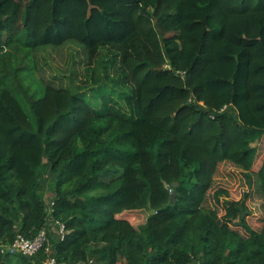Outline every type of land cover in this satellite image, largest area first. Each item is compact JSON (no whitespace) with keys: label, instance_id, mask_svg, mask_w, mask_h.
I'll list each match as a JSON object with an SVG mask.
<instances>
[{"label":"trees","instance_id":"16d2710c","mask_svg":"<svg viewBox=\"0 0 264 264\" xmlns=\"http://www.w3.org/2000/svg\"><path fill=\"white\" fill-rule=\"evenodd\" d=\"M68 46L76 88L36 58ZM263 137L264 0H0V264L50 222L62 264H264L249 195L244 233L205 207L222 163L264 200Z\"/></svg>","mask_w":264,"mask_h":264},{"label":"rangeland","instance_id":"374dc122","mask_svg":"<svg viewBox=\"0 0 264 264\" xmlns=\"http://www.w3.org/2000/svg\"><path fill=\"white\" fill-rule=\"evenodd\" d=\"M68 49L41 52L37 54L36 58L42 69V78L46 82L53 83L57 87L76 88L81 86L82 81H84L87 56L80 47L68 46ZM105 55L106 52H103L102 58ZM72 56L75 58L71 59ZM68 62H70V66L67 68ZM254 146L259 150L255 164L257 171L264 158V137L255 142ZM246 195H249L246 204L251 213L248 217V223L254 230L260 231L264 226V200L258 193L256 181L254 180L251 188L243 172L231 163L219 165L205 207L207 210L216 213L224 221L226 228L236 229L244 233V230L237 225L239 222L238 212L230 207L228 202L237 207L244 201ZM46 196L48 200L50 194L47 193ZM148 215L147 211L125 213V217L136 227L144 224Z\"/></svg>","mask_w":264,"mask_h":264},{"label":"built area","instance_id":"2783aa9c","mask_svg":"<svg viewBox=\"0 0 264 264\" xmlns=\"http://www.w3.org/2000/svg\"><path fill=\"white\" fill-rule=\"evenodd\" d=\"M53 203L50 204L52 210ZM59 237L63 238L66 231L65 226L57 224ZM45 249L46 254L49 256V260L45 264H62L58 261L57 257L54 256V252L50 246L48 231L43 228L40 233L34 239H26L23 236H18L14 243L9 246L8 250L10 253H21L25 256H35L41 250Z\"/></svg>","mask_w":264,"mask_h":264},{"label":"crops","instance_id":"0c3cea01","mask_svg":"<svg viewBox=\"0 0 264 264\" xmlns=\"http://www.w3.org/2000/svg\"><path fill=\"white\" fill-rule=\"evenodd\" d=\"M48 237L51 236V239H54V237L58 236V226H55V224H52L51 222L48 225Z\"/></svg>","mask_w":264,"mask_h":264},{"label":"water","instance_id":"95a60500","mask_svg":"<svg viewBox=\"0 0 264 264\" xmlns=\"http://www.w3.org/2000/svg\"><path fill=\"white\" fill-rule=\"evenodd\" d=\"M174 186L177 187L178 184H175ZM172 201H173V202L175 201V195H172Z\"/></svg>","mask_w":264,"mask_h":264}]
</instances>
